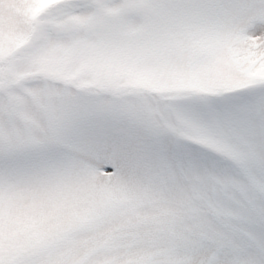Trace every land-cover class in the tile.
Segmentation results:
<instances>
[{"label":"snow or ice","instance_id":"snow-or-ice-1","mask_svg":"<svg viewBox=\"0 0 264 264\" xmlns=\"http://www.w3.org/2000/svg\"><path fill=\"white\" fill-rule=\"evenodd\" d=\"M0 264H264V0H0Z\"/></svg>","mask_w":264,"mask_h":264}]
</instances>
